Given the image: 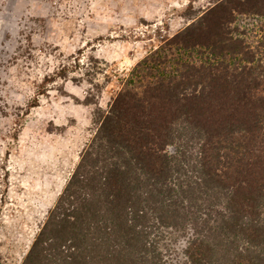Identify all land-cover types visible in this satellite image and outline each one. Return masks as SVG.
<instances>
[{"label":"trees","instance_id":"obj_1","mask_svg":"<svg viewBox=\"0 0 264 264\" xmlns=\"http://www.w3.org/2000/svg\"><path fill=\"white\" fill-rule=\"evenodd\" d=\"M95 118L21 264H264V0H218Z\"/></svg>","mask_w":264,"mask_h":264},{"label":"rangeland","instance_id":"obj_2","mask_svg":"<svg viewBox=\"0 0 264 264\" xmlns=\"http://www.w3.org/2000/svg\"><path fill=\"white\" fill-rule=\"evenodd\" d=\"M217 1L0 0V264L22 263L135 66Z\"/></svg>","mask_w":264,"mask_h":264}]
</instances>
